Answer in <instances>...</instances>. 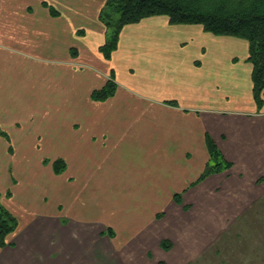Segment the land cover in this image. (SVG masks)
<instances>
[{
	"label": "crops",
	"instance_id": "1",
	"mask_svg": "<svg viewBox=\"0 0 264 264\" xmlns=\"http://www.w3.org/2000/svg\"><path fill=\"white\" fill-rule=\"evenodd\" d=\"M105 3L0 0V127L9 137L0 136V158L45 172L49 190L86 198L78 207L66 195L61 214L32 209L0 264H189L207 248L188 253V241L200 239L195 225L176 234L165 215L159 244L177 243L149 244L161 208L207 206L211 190L226 192L227 206L236 197L264 202V185L243 182L237 163L232 177L198 181L209 161L206 134L231 161L229 133L247 122L257 128L252 151L264 158V102L258 109L253 99L247 41L154 16L123 27L105 59ZM109 80L112 94L92 99Z\"/></svg>",
	"mask_w": 264,
	"mask_h": 264
},
{
	"label": "rangeland",
	"instance_id": "2",
	"mask_svg": "<svg viewBox=\"0 0 264 264\" xmlns=\"http://www.w3.org/2000/svg\"><path fill=\"white\" fill-rule=\"evenodd\" d=\"M229 134L233 136V139L229 140L227 144L230 147L235 146V152L232 159H229L232 162L223 157L224 162L231 165L223 172L228 174L231 170L233 171L234 167L238 166L239 170H236L235 173L241 171L239 176H242L243 182L246 183L245 180L248 178L251 179L252 185H264V174H260L264 172V158H258L257 154L252 151V148L256 146L253 141L255 137H253V134H257V128L246 122L242 126L231 130ZM246 147L250 148L247 149ZM230 153H232L231 150ZM1 154L4 153L1 152ZM42 161L45 163V160ZM232 163H237V166H232ZM15 165L17 164L15 163ZM246 166L250 172L247 176L245 175V169L241 170L239 168ZM31 170V168L22 170V168L14 167V164L10 163L9 160L0 158V203L16 216L18 221V228L13 234L7 236V245L0 247V252L8 248L15 249L14 240L23 228L28 226L26 224L30 213H37L32 209L41 207L49 211L51 208V211L56 209L57 213H64V201L68 194H72L74 204L78 207L81 198L86 202L83 192L71 190L54 192L49 190L46 173H35L36 171ZM27 171H29L28 174ZM230 175L232 177V173ZM230 175L228 174V176ZM38 186L45 188V190L39 189ZM250 188L254 187L249 186L243 193L245 197ZM232 193L236 196L235 192L232 191ZM224 195H226V198H224ZM206 198L208 199L207 203H209L207 206L198 207L179 204L180 207L176 208V211L170 208L168 210L167 208H161L154 216L150 228L151 231L153 230V239L149 244L156 247L161 245L167 250L174 247L172 241L177 243V239L164 238L162 243L159 244L161 237L166 236V234L159 231L162 226L159 220L166 215L163 218V224H166L168 219L170 222L173 220L172 222L176 226V228H173L177 229L174 232L176 234L184 235L188 233L191 225H195V233L199 231V240L188 241V243H191L186 245L188 249H191L188 253L196 252L198 247L201 249L207 247L200 256L193 258L189 264H264V202L255 199L253 202L244 205L249 199L244 200L245 198L236 197L232 201L234 204L227 206V193L219 190L208 191ZM241 200H244L243 203H240ZM60 203L62 205H58ZM19 216H22V218L19 219ZM177 219L181 221V225L177 224ZM208 221L212 223H208ZM208 226H211V230ZM111 231L113 230L111 229ZM208 233L212 239L204 236ZM198 241H200V246L197 243Z\"/></svg>",
	"mask_w": 264,
	"mask_h": 264
},
{
	"label": "trees",
	"instance_id": "3",
	"mask_svg": "<svg viewBox=\"0 0 264 264\" xmlns=\"http://www.w3.org/2000/svg\"><path fill=\"white\" fill-rule=\"evenodd\" d=\"M166 16L172 25H201L203 30L217 36L244 39L248 43L247 60L252 65V95L258 109L263 105L264 92V0H106L98 18L105 27V40L98 50L109 59L117 48L123 27L144 18ZM109 80L106 86L92 93V99L105 100L114 89ZM0 136L9 142L8 133L0 127ZM205 144L209 161L198 181L211 174L227 170L231 165L223 157L213 140L206 134ZM62 160L54 162L55 172L62 168ZM179 201L180 194L174 196ZM18 228V221L0 203V247L7 245V236ZM109 231H111L109 229Z\"/></svg>",
	"mask_w": 264,
	"mask_h": 264
}]
</instances>
